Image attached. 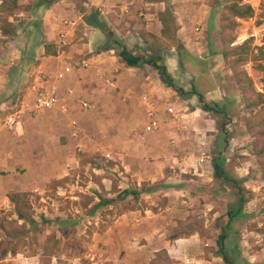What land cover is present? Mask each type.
<instances>
[{"label":"crops","instance_id":"0c3cea01","mask_svg":"<svg viewBox=\"0 0 264 264\" xmlns=\"http://www.w3.org/2000/svg\"><path fill=\"white\" fill-rule=\"evenodd\" d=\"M212 5L204 0H89L79 10L71 0H54L51 4L21 0L13 16L5 15L16 32L9 34L0 28V212L14 208L16 218L28 222L18 217L10 194L41 195L51 182L68 181L71 172L84 164L77 153L83 149L87 155L100 153L111 164L125 169L120 189L133 190L129 186L133 183L144 194V185L159 184L146 192H164L174 201L188 197L183 184L189 181L187 173L194 166L196 171L204 160L195 153L213 146L226 155L224 132L216 140L209 139L213 129L218 130L217 124L213 126L214 117L220 115L205 111L198 96L180 95L153 66L130 67L123 62L116 49H107V33L88 25L85 16L92 8L100 9L115 39L134 54L147 50L162 55L177 84L187 92L197 85L208 101L225 103L230 113V103H243L234 71L226 66L220 41L209 39L203 56L202 41L197 42L190 27L192 21H207L210 38L219 20ZM168 9L176 18L178 37L188 51L183 58L177 47L165 45L162 14ZM198 28L203 35L204 29ZM64 33L67 40L62 43ZM47 46L52 53L47 54ZM70 63L75 65L74 70L64 80H57L58 72ZM40 78L59 88L62 102L70 106L69 113L28 112L15 131L8 130L4 126L6 116L33 102L34 85ZM145 97L157 105L161 115L162 126L156 132L146 131ZM83 101L90 107H84ZM171 108L175 113L169 111ZM73 119L79 121L82 131L78 140L70 134ZM206 131L208 136L204 135ZM104 139L107 143H100ZM215 159L208 160L210 172L198 171L200 177H215ZM103 180L109 190L116 185L109 175ZM77 187L89 191L80 186V180ZM97 192H102L100 186ZM115 194L110 191L109 196ZM174 208H136L114 215L107 230L99 234L97 243L102 248L96 255L98 264H226L221 253L207 250L209 244L200 234L171 237L177 225ZM42 255L40 250L26 255L12 246L0 253V264H42ZM51 257L56 260L67 256L60 253ZM252 257L248 262L255 264Z\"/></svg>","mask_w":264,"mask_h":264},{"label":"rangeland","instance_id":"374dc122","mask_svg":"<svg viewBox=\"0 0 264 264\" xmlns=\"http://www.w3.org/2000/svg\"><path fill=\"white\" fill-rule=\"evenodd\" d=\"M204 1L208 3V6L214 4L212 6L217 10L219 20L210 38L207 35L209 27L207 21L190 22L197 42L202 41L200 47L203 56L206 54L204 45L209 42V39L220 41L219 48H223L222 51L241 45L252 37L255 38V46L264 47V1L256 11L253 20L250 18L241 21L229 8L232 3L239 0ZM239 2L241 3L242 0ZM6 20L8 18L1 14L0 28L6 26ZM197 27L204 29L203 35ZM233 39L235 41L232 44ZM135 55L153 56L154 53L145 50ZM188 59L191 63L189 55ZM233 60L234 57L226 59V66L235 74ZM258 63L264 66V59L260 62H247L242 65V68L254 79L255 91L264 94V69H261ZM234 78L237 80L236 75ZM241 95L243 103L241 105L230 103L231 111L228 116L220 115L218 119L214 117L213 126L217 124L218 130L214 128L209 139L216 140V136L222 134L224 128L227 130V133H223L228 140L225 145L226 169L232 176L243 181L248 196L245 207L246 216L233 224L237 236H232L228 241V252L236 258L234 250L237 245L242 254L240 264H251L248 262L249 259H253L251 256H255V264H264V103L258 107L249 108L246 98L253 100L256 98V93L249 92L244 95L242 92ZM205 115L212 116L206 113ZM159 118L161 120L160 112ZM193 131L196 133L195 129ZM208 133L209 131H206L204 135L208 136ZM86 143L88 142L84 141L85 145ZM100 143H107V140H101ZM210 148L203 147L195 153L197 158L204 159L203 163L197 165L196 171L194 166L195 168L192 167V171L187 173L189 181L183 184L188 190V197H177L175 201L172 197L164 195V192L155 194L146 192L147 189L159 187V184L144 185V194L120 200L119 196L125 189H120L119 185H123L120 181L123 179L122 172L125 169L111 164L100 153L92 155L90 151H87L90 154L87 155L83 151L85 149L78 151L84 164L82 163L71 172V176L75 175L74 181L71 180L73 179L71 176L68 181L56 180L42 190L41 195L31 194L30 215L37 224L20 221L14 214V208L0 212V253L12 249L13 246L15 250L26 255L38 250L43 251L42 264L98 263V249L102 248V245L97 243L99 234L107 230L110 218L126 210L150 207L159 211L160 207L167 205L176 208L173 214L176 215L174 220L177 225L171 231V237L200 234L203 242L209 244V247H206L208 251L220 253L221 247L218 242L222 232L219 219L228 213L235 196L231 189H222L221 182L216 180V177L208 179L206 176L198 175V171L204 174L210 172L211 163L208 160L212 161L214 156L217 158L221 154L219 149H214L213 146ZM107 175L111 176L116 184L111 190L107 182L103 180V177ZM79 180L80 186L88 187L89 191L77 187ZM126 182V185L130 184V180ZM98 186L101 187L102 192L95 194L94 191H98ZM129 186L133 190L138 188L133 186V183ZM110 191L117 195L109 196ZM100 203L102 206L96 209V205ZM61 220H66L68 224L64 226ZM60 253L66 254L67 257L56 260L51 257Z\"/></svg>","mask_w":264,"mask_h":264},{"label":"trees","instance_id":"16d2710c","mask_svg":"<svg viewBox=\"0 0 264 264\" xmlns=\"http://www.w3.org/2000/svg\"><path fill=\"white\" fill-rule=\"evenodd\" d=\"M21 0H0V13L6 16H13L16 10L19 8ZM48 1V4H51L54 0H44ZM74 1L79 10H83L86 3L88 4L89 0H71ZM240 1V0H239ZM234 2L229 7L233 12V15L242 19H250L256 16V10L252 6L242 5L240 2ZM164 30L163 36L165 38V45L167 47L175 46L182 55V58L188 53L182 42L180 41L177 34V22L173 12L168 9L167 12L162 14ZM85 21L88 25L101 29L105 31L109 37V46L107 49H116L119 57L122 61L128 64L130 67H138L145 64L153 66L161 74L164 82L176 90L182 96H198L202 108L210 113L216 115H229L228 107L225 103H219L214 101H208L205 97V94L201 92L197 85H192V91L187 92L182 86L176 83L175 79L168 70V67L164 63V58L162 55L154 54L153 56H137L133 54L120 40L115 39V34L108 25V22L104 19L100 9L92 8L91 11L86 14ZM4 27L2 29L9 34H14L16 32L15 26L9 21L6 20ZM234 39L231 41L234 43ZM211 46V45H210ZM211 49V48H210ZM47 54L52 53L53 51L49 46L46 47ZM226 59L234 57L233 67L235 70V75L237 82L240 86L241 91L244 95L249 92L256 93V98L250 100L248 97L247 107L254 108L258 107L264 103V94L261 92L255 91V82L254 79L249 75V73L242 68V65L247 62H260L264 59V47L255 46V38L252 37L246 40L243 44L234 46L230 50L221 52ZM258 66L261 69H264V66L258 63ZM224 133H227V130L224 128ZM228 142V140H227ZM227 157L223 154H220L214 160V173L216 180L221 182L222 189H231L234 193V201L232 202L228 213L219 219V227L221 228V237L219 240V245L221 247V254L224 257L226 264H240L242 259V254L239 246L236 245L234 252L236 253V258H233L228 252V241L231 240L232 236H237V233L233 227V224L244 218L246 216L245 207L248 202V196L246 189L243 186V181L239 178L232 176L226 169ZM190 187V186H188ZM152 191V190H148ZM142 192L137 190H124L119 199H125L129 196H138ZM10 199L15 205V210L18 217L22 220L28 221L33 225L37 222L30 215L32 209V204L30 200V194L27 192L14 193L10 194ZM114 201V200H113ZM102 204H97L96 209L100 208ZM61 223L66 226L68 222L66 220H61ZM235 241V240H234Z\"/></svg>","mask_w":264,"mask_h":264},{"label":"built area","instance_id":"2783aa9c","mask_svg":"<svg viewBox=\"0 0 264 264\" xmlns=\"http://www.w3.org/2000/svg\"><path fill=\"white\" fill-rule=\"evenodd\" d=\"M263 1L264 0H242L241 4L246 6H252L256 11H258ZM198 30L200 29L198 28ZM61 37L62 43H65L67 40L66 34H62ZM74 68L75 65L70 63L64 71L58 72L56 76L57 80H64L66 78V75L71 73ZM38 81L39 83L34 85L35 99L33 100V102H29L19 106L14 112L6 116L4 126L8 130L15 131L17 127L22 124L24 116L28 112L33 113L35 115L46 110L61 111L65 114L69 113L70 106L62 102L59 88L57 86L50 85L48 79L40 78ZM113 84L114 82H112V85ZM144 101L146 105L147 114L146 130L149 133L156 132L160 130L162 126L161 120L159 118V109L157 105L149 99V97H145ZM82 105L86 108L90 107L89 102L86 101H83ZM169 111L173 113L174 109L171 108ZM70 134L73 138L77 140L81 138L82 131L80 128L79 121L77 119H73L70 122ZM188 263H190V260H188Z\"/></svg>","mask_w":264,"mask_h":264}]
</instances>
